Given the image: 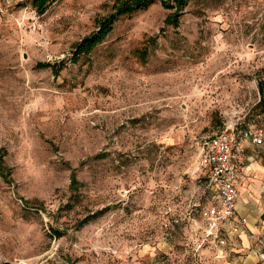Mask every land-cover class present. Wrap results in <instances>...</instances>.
Segmentation results:
<instances>
[{
  "label": "rangeland",
  "instance_id": "rangeland-1",
  "mask_svg": "<svg viewBox=\"0 0 264 264\" xmlns=\"http://www.w3.org/2000/svg\"><path fill=\"white\" fill-rule=\"evenodd\" d=\"M115 1L0 0V264H215L184 216L202 142L264 116V0L156 1L76 56Z\"/></svg>",
  "mask_w": 264,
  "mask_h": 264
},
{
  "label": "built area",
  "instance_id": "built-area-1",
  "mask_svg": "<svg viewBox=\"0 0 264 264\" xmlns=\"http://www.w3.org/2000/svg\"><path fill=\"white\" fill-rule=\"evenodd\" d=\"M245 138L255 145H263L264 123L249 127L239 124L220 130L202 142L197 158L199 168L208 171L203 191H211L212 195L205 198L203 192L192 202L191 209L200 215L205 225V237H213L220 249L226 242L223 233L239 234L247 227L246 220L236 214L239 197L237 179L240 172L236 150ZM254 240L260 260L264 262V239L255 236ZM203 242L201 240L198 246Z\"/></svg>",
  "mask_w": 264,
  "mask_h": 264
},
{
  "label": "crops",
  "instance_id": "crops-1",
  "mask_svg": "<svg viewBox=\"0 0 264 264\" xmlns=\"http://www.w3.org/2000/svg\"><path fill=\"white\" fill-rule=\"evenodd\" d=\"M262 123L264 116H259L245 127ZM236 154L240 165L236 214L246 220L247 227L239 234L223 233L226 242L220 249L215 245L216 240L213 237H205V225L198 212L191 209L193 213L184 216L189 221L193 234L198 233L192 240L191 253L193 256L199 255L200 252L213 255L207 263H210L211 259L215 264H264L260 260L254 240L255 236L264 239V144L255 145L250 139L245 138L237 148ZM203 192V196L208 198L205 191ZM178 220L175 218V221ZM201 240L204 242L199 247Z\"/></svg>",
  "mask_w": 264,
  "mask_h": 264
},
{
  "label": "trees",
  "instance_id": "trees-1",
  "mask_svg": "<svg viewBox=\"0 0 264 264\" xmlns=\"http://www.w3.org/2000/svg\"><path fill=\"white\" fill-rule=\"evenodd\" d=\"M53 1L54 0H31V4L39 13H42ZM156 1H160L164 7L169 9L166 21H169L170 23L176 25L178 24L179 16L184 11V7L189 0H116L113 5L112 12L98 20L97 28L90 32L89 35L79 40L75 44L73 52L76 56L90 53L99 43H101L107 37V35L113 29L115 21L119 17L124 15H132L137 11L147 8ZM39 64L47 65L48 63ZM258 88L259 90H262L263 86L260 85ZM263 99L264 95L262 94L261 100ZM4 167V161L2 157H0V173L6 178L8 172L4 170ZM76 182L77 180L75 174L72 173L70 183L71 190L72 188L76 187ZM83 221H85V219ZM55 231L57 236L61 235L58 229H55Z\"/></svg>",
  "mask_w": 264,
  "mask_h": 264
},
{
  "label": "water",
  "instance_id": "water-1",
  "mask_svg": "<svg viewBox=\"0 0 264 264\" xmlns=\"http://www.w3.org/2000/svg\"><path fill=\"white\" fill-rule=\"evenodd\" d=\"M3 264H14V263L9 262V261H4Z\"/></svg>",
  "mask_w": 264,
  "mask_h": 264
}]
</instances>
